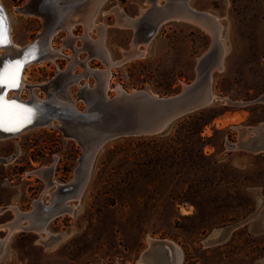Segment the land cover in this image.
I'll list each match as a JSON object with an SVG mask.
<instances>
[{
	"label": "rangeland",
	"instance_id": "374dc122",
	"mask_svg": "<svg viewBox=\"0 0 264 264\" xmlns=\"http://www.w3.org/2000/svg\"><path fill=\"white\" fill-rule=\"evenodd\" d=\"M28 1L1 0L11 17V35L20 46L45 25L41 16L20 9ZM190 5L219 17L220 40L227 47L222 68L211 73L215 97L204 107L209 120L202 131L204 143L175 144L172 123L162 133L111 139L95 154L83 194L69 202L74 212L61 213L49 223L51 233L64 237L49 245L42 240L45 232L21 229L5 241L9 228L0 227V264H146L142 256L151 238L178 244L184 254L181 264H264V151L237 146L242 129L264 123V0H191ZM150 8L152 0L101 1L94 18L101 29L86 33L98 44L88 48L82 23L72 29L77 37L73 44L81 47L76 53L80 63L73 71L84 73L81 62L86 59L89 68H107L95 53L102 45L112 60L125 58L135 29L117 25L115 10L136 18ZM65 38L62 30L52 40L61 56L26 65L23 98H44L55 90L54 85L42 89L38 84L68 70L67 56L73 49ZM214 43L213 35L193 22L166 21L147 47L140 44L146 49L143 56L112 66L109 94H117L120 86L174 94L197 76L199 56ZM96 81L90 74L68 86L79 109L86 107L84 100L76 99L80 86ZM177 147L187 148L178 161ZM82 155L81 143L56 126L0 139V225L14 220L17 210L32 211L40 201L51 205L49 192L59 189L58 181L74 178ZM44 167L53 173L55 187L46 175L35 173ZM170 256L169 249L156 253L165 264Z\"/></svg>",
	"mask_w": 264,
	"mask_h": 264
},
{
	"label": "bare ground",
	"instance_id": "6f19581e",
	"mask_svg": "<svg viewBox=\"0 0 264 264\" xmlns=\"http://www.w3.org/2000/svg\"><path fill=\"white\" fill-rule=\"evenodd\" d=\"M101 1L103 0H48V1L41 0L42 4L40 6L39 4H32V3L28 4L27 2L25 5L20 7L23 13H34V14H37L38 16H41L43 20L45 21L47 33H49L50 44L52 45L53 48H51V51L46 56H44V58L37 60V61L42 62L44 59L55 60L57 57H59L60 54H62L61 49L55 48L52 44V40L54 36L56 35V33L57 32L59 33L62 30L67 32V38H65V44L72 45L73 54H69V55L67 54L68 55L67 57L70 61L69 62L70 66L68 67V70H63L65 72V75H62L59 78V83L57 85L52 84L51 80L46 83L38 84V86L40 85L42 89L44 88L47 89L49 85L50 86L54 85L53 87L55 90L54 91L47 90L48 92L46 93V96L44 98H41L35 94H30L27 98H23L22 93H23L24 87L26 86L25 81L23 82V77H22V83H21L20 89L18 91L17 90L9 91L7 95L8 97L18 95L21 99H25V100L29 99V101H34V103H42V104H46V101L51 102L52 99L58 101L60 105H65L69 102H72L74 105V108L76 109L75 111L76 113H81L85 111L86 112L91 111L94 113V111L91 110L90 108L89 109L87 108L85 110L84 108L79 109L76 106V103H75L76 100L69 92L68 86L73 82H77L80 84V80L82 79V77L85 76L88 78L90 74H94L97 78V81L95 84L99 85V84H102L100 82H103L105 86V90L109 93V89L111 87L109 80L111 77L110 72H111L112 66L119 65L121 63H124L136 57L143 56L146 52V49H141L140 44H143L144 46L146 45V47L148 46L149 42L152 40V38L157 33V29L159 28V26L162 23L166 22L167 21L166 19L169 18L168 16L163 18V15L167 14L171 10L172 7L176 11L177 10L180 11V13L177 15L179 16L178 19L193 22L205 28L206 30H208L214 37L215 43L213 45V48L216 50H213L212 46L210 47L209 50H212L211 59L213 58V52L215 51L216 53L215 60L209 71V74L207 75L208 82L203 83L202 86L204 87L205 85V87L209 89L208 92H210L209 95H210L211 100L213 97H215V95H212V92H211V85H210L211 73L215 68H222L223 60L227 53V47L225 43L223 42V40L222 42L220 40L221 32L223 30V24L220 22V19L218 16L211 14L210 12H207V11L206 12L199 11L193 6H191L190 5L191 0H174L173 3H170V4H169V0H166L164 4L161 3L160 0H152L153 9L150 8L152 10L147 15H144V13L148 10L147 9L141 16H137L136 18L127 16L122 11V9L121 10L116 9L115 12L117 13V17H118L117 25H119L120 27H133L135 29L132 48L124 52L125 58L120 59V60H112L113 58H111L109 50H107V48L102 45L100 49L97 48L99 50L95 51V53H97L98 56H101L103 58V60L107 64V68L105 69L89 68L87 65L88 59H86V61L81 62V64L85 67V72L80 73V74L75 73L73 71V66L76 65L77 63H80V60L78 59V55L76 53L81 50V47L74 46L73 42L75 38L77 37L73 35L72 29H74V25L76 23L77 24L82 23L85 26V29H86L85 35L86 33H88L89 28L90 30L94 27L101 29V26L98 25L97 23L95 24L94 22L96 11ZM47 5H51L50 8H46ZM190 8L192 9L191 11H190ZM187 11H190L189 12L190 14H186ZM9 18L11 22V17L9 16ZM160 18H163L162 22L158 21V19ZM53 20L56 22L54 25L52 24ZM152 25H155V26L147 27V26H152ZM11 30H12V27H11ZM151 31L153 32L152 34L150 33ZM11 39L13 43L20 46L14 41L12 35H11ZM83 39H85L84 41L87 42L88 48L92 49L94 44H98L96 42L97 40L93 41L91 39L90 40L87 39V35L84 36ZM100 46H101V43H100ZM82 49L84 48L82 47ZM18 52H19V49H16L14 47H7V48L0 47V60H2L1 58L3 56H6L7 54H10V53L16 54ZM93 55L94 53L92 52L88 58L91 59ZM34 62H36V60L30 61L27 64L34 63ZM72 72H74V75H72ZM205 72L206 71H204V68L202 67L200 68V66L197 64V74L202 75ZM24 80H25V75H24ZM83 86L84 85H81L80 89ZM124 89L125 88L120 86L116 88L115 90H117L118 92L117 94H119L120 91ZM81 98L82 100L86 102V100L84 99L82 95H79V97H77L76 99H81ZM261 98L256 99L255 101L257 102L261 100ZM56 120L51 121L52 125L56 126L62 123V121L59 118ZM40 126H45V124L38 123L30 127H27L20 132L11 133V134H5L0 131V139L13 137L20 133L26 132L32 128L40 127ZM247 133H248V136L247 138L244 139L243 137L246 136ZM99 146L100 144H96L95 148L92 147L91 149L90 148L86 150L85 148L83 149L84 157L81 158V165L78 167L74 178L71 181H69L72 187L67 190L61 189L63 193L62 192L60 193V185H62L63 183H58L59 189L54 192H49L52 197L51 205L50 204L42 205L40 201V203H38L32 211L21 213L17 210L16 211L17 215L14 220L10 221L7 224L0 225V227L8 226L9 228V235L7 236L5 241L8 239V237L11 234H13L14 232H18L21 229H29V230L34 229L39 232L40 231L45 232L47 236L44 237V239L42 240L49 245L56 243L58 240L64 237L65 234L51 233V231L48 228L49 223L51 222L53 218L60 215L61 213H64V212L73 213L74 212L75 205L69 204V202L75 198H80L81 195L83 194L85 184L87 183V180H88V171L90 169L92 160ZM237 146L238 148H245V149L248 147L247 149H251L254 151H264V123H261L259 126H256V127H249V128L242 129L241 138L239 139ZM48 170L49 169L44 167V168L36 170L35 173L45 176L48 173ZM55 183H57V181H54V184ZM11 208L16 209V207L14 208L13 205ZM149 242H150V246L149 248H147V250H145L144 255L142 256V260L146 264H165V263H162V261H160V259L156 257V253L157 254L164 253L165 249L171 250V256H170L171 260L169 259L168 261L169 264H181L182 263L184 254L181 251V247L175 242L169 239L168 240L167 239L157 240L153 238H151Z\"/></svg>",
	"mask_w": 264,
	"mask_h": 264
},
{
	"label": "water",
	"instance_id": "95a60500",
	"mask_svg": "<svg viewBox=\"0 0 264 264\" xmlns=\"http://www.w3.org/2000/svg\"><path fill=\"white\" fill-rule=\"evenodd\" d=\"M173 1L169 0V4L173 3ZM29 3L39 4V6L42 4L41 0H29ZM190 11H187L186 14H190ZM179 13V10L176 11L172 7L167 14L163 15V18L168 16L167 21L175 20L179 18L177 16ZM147 14L148 11L144 13V15ZM0 16L6 17L7 27L10 29L9 38L11 41V43L0 47H14L19 49L18 53H10L1 58L0 71H3L10 63L27 60L20 73L21 86L27 63L44 58L51 51V48H53L50 44L49 33H47L46 25H44L43 29L31 41L26 42L20 47L13 43L11 39L10 18L1 0ZM163 18L158 19V21L162 22ZM154 26L152 25V27ZM150 33L152 34L153 32L151 31ZM211 52L212 50L207 49V51L199 56L197 63L206 72L202 75L197 74L192 81L185 86L183 85L182 89L174 94L156 95L147 89H138L135 91L124 89L119 94L110 95L105 90L103 82H100L102 84L99 85H84L79 90L77 97L82 95L86 100V107L84 109L90 108L94 113L91 111L76 113L72 102L60 105L58 101L52 99L51 102L46 101V104H42L34 103V101H29V99H21L18 95L8 97L9 91H18L20 87L10 89L6 86H0V96L6 97L9 101L14 100L19 104L37 110V115L32 122L24 125L19 130L5 131L0 129V131L5 134L17 133L38 123L54 126L51 121L59 118L62 123L56 125V127H59L66 136L77 139L85 150L91 149L92 147L95 148L96 144H100L97 151L103 144L117 137L162 133L178 117L205 107L212 101L209 95L210 92H208L209 89L205 85L204 87L202 86L203 83L208 82L206 76L209 74L214 63L211 59ZM62 75H65L64 71L59 72L53 77L51 79L52 84L57 85ZM72 75H74V72H72ZM71 187V183L69 182L60 185V189L63 190Z\"/></svg>",
	"mask_w": 264,
	"mask_h": 264
},
{
	"label": "snow or ice",
	"instance_id": "6c2138e0",
	"mask_svg": "<svg viewBox=\"0 0 264 264\" xmlns=\"http://www.w3.org/2000/svg\"><path fill=\"white\" fill-rule=\"evenodd\" d=\"M10 29L7 27L6 17L0 16V46L11 43L9 38ZM25 61L10 63L3 71H0V86L10 89L20 87V73ZM37 110L9 101L0 96V129L5 131H17L24 125L31 123L36 117Z\"/></svg>",
	"mask_w": 264,
	"mask_h": 264
},
{
	"label": "trees",
	"instance_id": "16d2710c",
	"mask_svg": "<svg viewBox=\"0 0 264 264\" xmlns=\"http://www.w3.org/2000/svg\"><path fill=\"white\" fill-rule=\"evenodd\" d=\"M204 114L205 108L202 107L192 112L186 113L173 121L170 126L172 130L171 139L173 140V142L179 145H184L185 143H188L190 141H193L200 145L203 144L205 139V136L202 135L203 127L209 121L208 118L204 117ZM214 115L215 114L211 115V117H214ZM122 137L129 138L132 136ZM186 152L187 148L177 147L175 150L176 160L178 161Z\"/></svg>",
	"mask_w": 264,
	"mask_h": 264
},
{
	"label": "flooded vegetation",
	"instance_id": "af4514ba",
	"mask_svg": "<svg viewBox=\"0 0 264 264\" xmlns=\"http://www.w3.org/2000/svg\"><path fill=\"white\" fill-rule=\"evenodd\" d=\"M45 1H46V0H45ZM47 1H48V0H47ZM50 6H51V5H47L46 8H50ZM44 22H45V21H44ZM263 92H264V91H263ZM263 92H262V93H263ZM262 93H261V94H262ZM256 98H257V97H256ZM254 99H255V98H254ZM253 103H257V102H253ZM262 103H263V102H262ZM249 104H252V103H249ZM261 121H262V120H260L258 123H260ZM258 123H257V124H258ZM257 124H249V125H252V126H253V125H257ZM46 178L48 179L49 184H52V183H53L52 186H53V187L56 186V184H54V181H55V180L53 179V173H52L51 171H49V173L46 174ZM68 181H69V179H68V180H61V181H58V182L66 183V182H68ZM61 192H62V191H61V189H60V193H61ZM62 193H63V192H62ZM164 253H165V252H164Z\"/></svg>",
	"mask_w": 264,
	"mask_h": 264
}]
</instances>
